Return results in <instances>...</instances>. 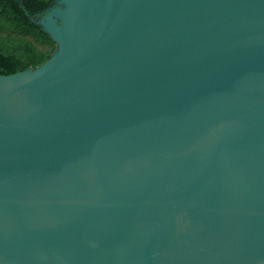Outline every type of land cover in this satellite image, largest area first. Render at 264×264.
Listing matches in <instances>:
<instances>
[{"label": "water", "instance_id": "water-1", "mask_svg": "<svg viewBox=\"0 0 264 264\" xmlns=\"http://www.w3.org/2000/svg\"><path fill=\"white\" fill-rule=\"evenodd\" d=\"M57 50L0 75V264H264V0H56Z\"/></svg>", "mask_w": 264, "mask_h": 264}, {"label": "trees", "instance_id": "trees-1", "mask_svg": "<svg viewBox=\"0 0 264 264\" xmlns=\"http://www.w3.org/2000/svg\"><path fill=\"white\" fill-rule=\"evenodd\" d=\"M56 0H0V75L9 76L46 63L57 45L38 21Z\"/></svg>", "mask_w": 264, "mask_h": 264}]
</instances>
